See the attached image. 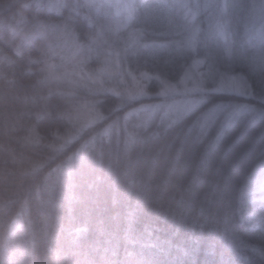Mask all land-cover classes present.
<instances>
[{
    "label": "trees",
    "instance_id": "trees-1",
    "mask_svg": "<svg viewBox=\"0 0 264 264\" xmlns=\"http://www.w3.org/2000/svg\"><path fill=\"white\" fill-rule=\"evenodd\" d=\"M164 1L0 0V264H264V0Z\"/></svg>",
    "mask_w": 264,
    "mask_h": 264
},
{
    "label": "rangeland",
    "instance_id": "rangeland-1",
    "mask_svg": "<svg viewBox=\"0 0 264 264\" xmlns=\"http://www.w3.org/2000/svg\"><path fill=\"white\" fill-rule=\"evenodd\" d=\"M162 1V2H161ZM139 0H112V3L116 6L118 11H123V12H129L134 10L135 8V3H138ZM159 2L161 3L160 5L164 7V9L167 12H170L174 9V4L172 1H164V0H159ZM232 0H223V7L224 10L226 11V8H229L231 5ZM264 8V7H263ZM188 14V10L185 11V15ZM223 30V26L221 25L220 30L218 31H222ZM66 40V39H65ZM68 47L69 49V43L66 40L65 43L62 45V47ZM71 48V47H70ZM78 48H75V51H77ZM126 51L127 47L124 46L123 50L121 51L120 55L121 57H117L116 59V64L122 66V59L126 56ZM70 52V49H69ZM62 55H65L64 53H62ZM110 60V59H109ZM110 62V61H109ZM197 63L193 64V66L189 67V73H190V79L189 81H192V86L195 87L199 84V77H197V74H194L195 69L194 67L196 66ZM217 75H220L222 73H218L216 72ZM185 74L181 79H180V83L178 81V83L176 85H174L173 87H169V89H179V86H181V89H186L187 88V79H188V75ZM64 77L67 79L69 76L64 75ZM128 76H124L121 79L122 84H124L128 90ZM137 76L133 75L130 77V81L131 83H134L135 88L134 90H132V94H136L138 93L137 90H141L140 93L144 92V88H138L140 87L139 85V79L137 80ZM201 81L202 78H201ZM216 82V80H215ZM222 87H226V86H230L229 89L230 90H237V91H242V92H246L249 89V85L247 80H245V78H243L242 76H238V75H234V76H229L228 79H226L225 75L222 74L219 77V82H218V86ZM214 88H217L214 87ZM128 92V91H127ZM196 104V102H194L192 99H188V100H184V101H176L175 103H173L172 105L169 106V108L167 109V112L170 115H178L179 114H183L184 112L188 111L189 109H191L194 105ZM253 187H254V195L256 196L257 200L263 201L264 202V167L257 172L256 177H254L253 179Z\"/></svg>",
    "mask_w": 264,
    "mask_h": 264
}]
</instances>
